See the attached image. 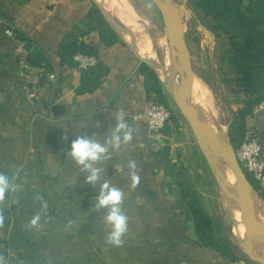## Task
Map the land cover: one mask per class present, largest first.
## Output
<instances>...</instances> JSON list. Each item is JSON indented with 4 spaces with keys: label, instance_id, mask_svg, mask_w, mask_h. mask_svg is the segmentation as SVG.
<instances>
[{
    "label": "crops",
    "instance_id": "0c3cea01",
    "mask_svg": "<svg viewBox=\"0 0 264 264\" xmlns=\"http://www.w3.org/2000/svg\"><path fill=\"white\" fill-rule=\"evenodd\" d=\"M93 2L112 21L126 43L125 46L106 47L96 34L85 37L87 43L99 47L101 60L110 68L102 85L92 94H77L81 69L68 65H55V70L39 84L41 71L33 67L26 70L19 60L21 53L26 52V42L17 34L14 37L6 35L4 29L26 33L57 62L61 40ZM116 24L114 16L98 0H0V172L19 184L18 190L6 193L0 204L4 214V224L0 227V255L5 257L4 264H146L145 232L155 226L147 223L142 215L147 199L156 206L155 212L160 216L166 214L167 220L179 222L180 231L176 227L174 233L193 235L182 213L184 204L163 188L165 177L156 169L154 154L161 148L162 138L139 118L151 104L138 75L140 60L145 57L130 48ZM55 104L65 105L68 115L55 116L51 111ZM117 109L125 111V119L134 129V138L129 144L122 143L118 150L108 146L106 155L110 158L95 165L101 169V179L93 187L85 183L87 173L80 171V166L67 152L78 136L95 138L105 144L115 127L113 112ZM247 128L258 135L264 155V103L248 117ZM62 136L67 139L62 140ZM129 159L136 161L140 175V184L135 190L129 188L126 167ZM34 165L42 168L43 174H39L40 170L32 172ZM117 165L124 166L123 175L116 171ZM104 180L125 192L123 211L129 222L136 213L143 216L134 229L141 230L144 238L131 242L129 230L119 256L112 254L114 247L104 243L110 231L102 219L107 210L101 209L99 213L91 210ZM39 182L43 187L41 191L34 189V183ZM37 196L47 202L46 209L34 207L33 203L41 204ZM54 198L59 202L57 206H51ZM24 208L32 218L39 213L42 227H27L30 219L24 228L15 220H9L12 211ZM176 248L183 250V255L205 250L195 242L187 246L177 243ZM209 253L215 258L207 260V264L225 261ZM169 264H173L172 254Z\"/></svg>",
    "mask_w": 264,
    "mask_h": 264
},
{
    "label": "rangeland",
    "instance_id": "374dc122",
    "mask_svg": "<svg viewBox=\"0 0 264 264\" xmlns=\"http://www.w3.org/2000/svg\"><path fill=\"white\" fill-rule=\"evenodd\" d=\"M98 1L102 3V6L108 13H114L113 16L118 24H116V28L120 31L122 36L123 34L126 35L125 39L129 42L132 50L141 57L154 58V61L160 59L161 61L162 65L160 68L155 64L153 68L157 72L165 88V90H163L164 100L168 103L170 111L178 118L177 124L171 123V135L164 134L162 136V145L158 150L161 151L163 149L165 145L164 140L168 139L170 150L168 158L164 154H161L162 156H156L155 158V164L158 167L156 169L165 177L162 179L163 188H167L168 190L171 189L173 194L177 196L178 193H180V187L176 185L175 180H182L187 183L190 199H192L193 196L194 198L196 197L198 204L202 206L206 216L211 219L217 243L228 246L229 250L234 252L239 259L235 260L230 256L217 253L216 251H210L209 249L202 250L201 253L193 251L190 252V255H183V250L176 248V246L177 243L187 246L194 242V237H192L194 236V232L191 221L187 216L184 217L189 225V233L193 235L187 236L181 233L178 234V232L174 233L176 227H178V231H180L179 227L181 226L179 222L174 219L167 220L166 214L162 215L163 217L160 216L158 212H155L157 210V208H155L156 206L147 199L144 201L145 210L142 215L147 218V223L155 224V226L150 231L145 232L147 247V262L145 263L169 264V258L172 254L173 264H202L201 262L203 260L206 262L207 260L211 261L212 258H215L209 253L210 251L214 255H218V257H223L225 259L224 262L220 261L218 264H262L252 259L248 253L247 229L246 236H241L235 229L238 216L237 205L236 213H233L225 201V196H227L228 199L236 197V195L232 193L235 191L237 183L233 181L231 163L228 160L214 157L204 145L198 142L190 125L177 108L172 90L168 89L165 85L163 77L165 71L162 68L165 67L163 58L168 50L171 56L172 53L168 33L162 17V10L153 0H124L129 9L127 13H124V10H122L120 6L117 10V2L114 0ZM172 1L175 10L179 8V12L181 11L179 14L176 13L177 18L180 20L178 28L185 38L191 52L196 79L202 85V92L200 91V94L197 96V99L201 101L199 104H208V109L216 115L220 123L226 126L232 121L234 111L242 105L240 88L237 86L236 82L238 77L236 68L229 60L231 51L229 41L223 34H213L204 27L208 18H204L203 13L194 7L192 0ZM5 30L6 28L4 32ZM174 67H176L175 73L179 84L185 76V73L180 69L181 67L175 66V64ZM197 99L195 100V98L189 95L188 100L192 107L196 104ZM149 108L150 106L147 107L145 111ZM145 111L140 115V119L144 121L149 128L145 117ZM230 144V141L227 140L226 146ZM222 165H227L226 167L231 169H226L225 166L224 169ZM222 169L224 170L222 171ZM39 170V174H43L44 170L42 168L40 169V167L35 165L32 168V172L34 173H38ZM50 171H52V169ZM176 172H178V175H175ZM17 185L19 187V184ZM51 185L49 186L50 188ZM42 188L41 182L34 183L35 190L41 191ZM255 194H257L255 196L259 197L258 193ZM193 200L195 199H192V201ZM63 201L64 200H62L61 203H63ZM234 201L241 207V203L236 199H234ZM57 203H59L58 200L54 198L51 206H57ZM33 204L35 208L41 207V204L38 202L37 204ZM67 204H70L68 199ZM140 206L143 208L142 204ZM24 211H26L25 208L23 211H12L11 214L8 215V218H10L9 220H15V222L19 224V227L23 226L24 228L26 221L32 218L30 212ZM142 215L136 213L130 217L129 230L131 242L137 241L138 238H144L145 236L141 230L134 229L138 221L141 223ZM63 217L65 218L66 216ZM50 219L53 220V216H50ZM149 219L151 221H149ZM242 237H244V239ZM260 238L264 239V235H261ZM253 246L254 243L252 241L251 248L253 254L257 257L260 256V258H264L263 254L256 255L259 253L253 249ZM122 248L123 246L119 248L114 247L112 254L114 256L121 255L120 252ZM131 251L133 252V247L130 248V252ZM98 256H100V254H98ZM205 264H207V262Z\"/></svg>",
    "mask_w": 264,
    "mask_h": 264
},
{
    "label": "trees",
    "instance_id": "16d2710c",
    "mask_svg": "<svg viewBox=\"0 0 264 264\" xmlns=\"http://www.w3.org/2000/svg\"><path fill=\"white\" fill-rule=\"evenodd\" d=\"M192 2L194 7L203 13L204 18H208L204 27L213 34H223L231 46L229 60L236 68L238 75L236 82L242 97V105L234 111L229 129L230 142L237 151L247 139L248 117L264 103V0H192ZM14 32L27 44L26 55H20L19 60L41 71L42 80L39 84H42L48 73L55 70V65H68L70 68L81 69L80 86L76 90L79 95L97 91L110 71L99 56V47L87 43L85 37L96 34L99 42L106 47L126 45L101 8L94 2L61 40L57 62L26 33ZM78 53L95 56L98 59L97 64L86 69L80 68L79 62L75 60ZM138 75L143 80L146 99L151 102L150 105L163 104L169 109L163 96L165 88L157 72L150 65L142 62L138 68ZM51 111L55 116L68 115L67 108L62 104L53 105ZM172 122L177 124L178 118L171 112L169 120L158 131L161 138L164 134L171 135ZM167 140H164L163 149L155 152V158L162 156L161 154L168 158L170 150ZM245 171L253 187L264 199V189L252 173L246 169ZM175 175H178V172ZM175 182L180 187V193L175 195L176 200L184 204L182 213L189 218L193 226V241L203 249L239 260L228 246L217 243L212 221L206 216L196 197L193 196L192 199H195L193 201L190 199L187 183L182 180ZM169 193L173 194V191L170 189Z\"/></svg>",
    "mask_w": 264,
    "mask_h": 264
},
{
    "label": "clouds",
    "instance_id": "9594fccd",
    "mask_svg": "<svg viewBox=\"0 0 264 264\" xmlns=\"http://www.w3.org/2000/svg\"><path fill=\"white\" fill-rule=\"evenodd\" d=\"M115 116V127L111 131V135L106 139L105 144L99 143L95 138L86 136H78L71 142L70 151L67 155L80 166L81 172H86L85 183L95 187L101 179V169L95 167L97 163L110 158L106 155L109 152V147L119 149L121 144H129L133 141L134 129L131 128L126 121V113L123 109H117L113 112ZM62 140H66L67 136H62ZM128 177L130 180L129 188L135 190L140 184V175L137 170V163L133 159L127 161ZM116 171L124 174V166L117 165ZM18 185L10 180L7 175L0 172V204H3L5 195L8 192H16ZM125 192L119 187L112 186L108 180L100 183L99 194L95 198L92 205V211L99 213L101 209H106V214L102 217L103 222L110 229L107 232L104 243L106 245L119 248L125 243L124 237L129 231V218L123 211ZM41 202V209L47 208V202L41 196L36 197ZM40 215L37 213L28 223L27 227L37 228L40 225ZM4 224L3 209L0 208V227ZM5 257L0 255V264H4Z\"/></svg>",
    "mask_w": 264,
    "mask_h": 264
},
{
    "label": "water",
    "instance_id": "95a60500",
    "mask_svg": "<svg viewBox=\"0 0 264 264\" xmlns=\"http://www.w3.org/2000/svg\"><path fill=\"white\" fill-rule=\"evenodd\" d=\"M153 2L162 10V17L171 44V53L174 59L173 63L175 64V66L182 67V71H184L185 73V76L183 77L181 82L177 84L176 87L172 90L174 102L177 108L180 110L182 116L190 125L192 132L198 142L204 146H207V150H209V152L214 157L228 160L231 163L232 171L236 178L238 198L242 203L240 215L242 222L248 231V253L252 257V259L264 264V258L255 256L251 248L252 241L255 235H264V220L258 219L253 216L252 199L253 196L257 195L255 193H258L259 198H261L263 201L264 199L260 195V193L253 187L244 167L238 161L234 146L232 144L227 146L226 144H219L215 137V134L213 133L209 125L203 121L196 119L193 107L188 100L193 81L194 79H196V74L193 70L191 52L188 48L185 38L181 34L179 28L176 27L172 21L173 14L175 12V6L172 0H153ZM142 62L147 63L153 68L154 63L151 60L141 58L140 63ZM162 68L164 71H166L165 67ZM230 124L231 122L226 125V131L229 141Z\"/></svg>",
    "mask_w": 264,
    "mask_h": 264
},
{
    "label": "bare ground",
    "instance_id": "6f19581e",
    "mask_svg": "<svg viewBox=\"0 0 264 264\" xmlns=\"http://www.w3.org/2000/svg\"><path fill=\"white\" fill-rule=\"evenodd\" d=\"M114 1L117 2L116 3L117 10L121 7V9L124 10V13H127L129 11V9H128L127 5L125 4L124 0H114ZM109 8H111V7H109ZM176 13L177 14L181 13V11L179 12V8L175 10V12L173 14V18H172V21L175 24V26L179 27L180 20L177 18ZM123 36L126 37L125 34H123ZM142 57H144V56H142ZM146 59L151 60L158 68H160L161 65H162L160 59H156V61H154L155 60L154 58H146ZM163 63H164V66H165V68L167 70V71H165L163 73L164 82H165L167 88L173 90L176 87V85L178 84V81H177V77H176V73H175V67H174V63H173V58H172L169 50L164 55ZM181 70H182V67H181ZM200 91L202 92V85H201V83L199 81H197V79H194L192 88H191V90L189 92V95L192 98H195V100H196L198 94H200ZM198 100L199 99H197L196 104L193 106V110H194V114H195L196 119L200 120V121H203L206 124H208L209 127L212 129L213 133L215 134V137H216L217 141L219 142V144L225 145L227 140H228V134H227V131H226V126L224 124L220 123L218 121V119L216 118V115L213 114V112H211L208 109V107H207L208 104H205V105L203 103L199 104V102H201V101L200 100L198 101ZM205 147L207 148V146H205ZM224 166L225 165H222L223 168H224ZM226 166H225V168L229 169V167L227 168ZM224 169H222V171ZM227 173H228V170H227ZM233 181L236 182V178H235L234 174H233ZM232 193L234 195H236V197L235 198L233 197V198L236 199L239 203H241V201L238 198L237 185H236L235 191H233ZM233 198L232 199H228L227 196H225V201L228 204V206L230 207L231 211H233V213H236V205H237L238 216H237V220H236L235 229L237 230V232L241 236H246V227L243 224L242 219H241V215H240L241 207H240V205L238 203L237 204L235 203ZM252 208H253V216L258 218V219L264 220V201L261 198H259L258 196H253ZM260 237L258 235H256V237H254V239H253V243H254L253 249L257 253H259V254H256V255L263 254V256H264V239L260 238ZM242 238L244 239V237H242Z\"/></svg>",
    "mask_w": 264,
    "mask_h": 264
},
{
    "label": "built area",
    "instance_id": "2783aa9c",
    "mask_svg": "<svg viewBox=\"0 0 264 264\" xmlns=\"http://www.w3.org/2000/svg\"><path fill=\"white\" fill-rule=\"evenodd\" d=\"M4 33L8 36H15L14 30L11 28H6ZM23 54L26 55V52L23 51L21 55ZM75 60L79 62V66L82 69L95 66L98 62V59L95 56H88L81 53H78L75 56ZM22 64L26 70L32 69V67L25 61H23ZM140 117L141 116L139 115V118ZM145 117L149 129L158 132L171 117V111L163 104H152L146 111ZM236 155L244 169L252 173L260 186L264 189L263 146L255 132H248L246 141L236 151Z\"/></svg>",
    "mask_w": 264,
    "mask_h": 264
}]
</instances>
